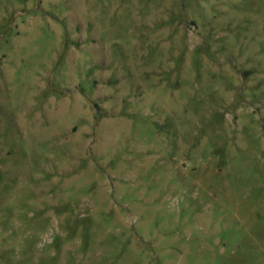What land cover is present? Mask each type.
<instances>
[{"label":"rangeland","instance_id":"374dc122","mask_svg":"<svg viewBox=\"0 0 264 264\" xmlns=\"http://www.w3.org/2000/svg\"><path fill=\"white\" fill-rule=\"evenodd\" d=\"M0 264H264V0H0Z\"/></svg>","mask_w":264,"mask_h":264}]
</instances>
